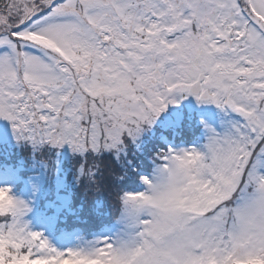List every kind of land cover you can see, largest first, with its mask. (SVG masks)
<instances>
[{
  "label": "snow or ice",
  "instance_id": "snow-or-ice-1",
  "mask_svg": "<svg viewBox=\"0 0 264 264\" xmlns=\"http://www.w3.org/2000/svg\"><path fill=\"white\" fill-rule=\"evenodd\" d=\"M0 119V264H264V0H0Z\"/></svg>",
  "mask_w": 264,
  "mask_h": 264
},
{
  "label": "trees",
  "instance_id": "trees-1",
  "mask_svg": "<svg viewBox=\"0 0 264 264\" xmlns=\"http://www.w3.org/2000/svg\"><path fill=\"white\" fill-rule=\"evenodd\" d=\"M28 150L29 149H27L25 147L9 148L8 146H1L0 147V157H6V155L9 154V155H7L8 158L12 157L11 159L16 160L15 156L17 153H21L22 151H24L23 155H25L28 152ZM60 155L64 159V171L61 172V177L66 179L69 183H71L73 177H72V170H71L70 164H69L70 158L66 157V155L64 153H60ZM111 159H112V157L109 158V160H111ZM135 162L137 164L141 165L142 167H144L145 169H147V162L144 158L136 160ZM138 186H139L138 182L135 184H132V185H126V187H135V188H137ZM73 191H74V195L76 197V200L79 201L82 198L83 189L82 188H76ZM98 196L100 199H102L105 202L106 211L111 213V215L108 217L107 224L110 225V224L116 223L118 221L119 212L117 210V207L114 206V198L112 196H110L107 191H103V192L99 193ZM92 197H93V194L90 192L89 193V200H91ZM115 209H116L117 213H115Z\"/></svg>",
  "mask_w": 264,
  "mask_h": 264
},
{
  "label": "rangeland",
  "instance_id": "rangeland-1",
  "mask_svg": "<svg viewBox=\"0 0 264 264\" xmlns=\"http://www.w3.org/2000/svg\"><path fill=\"white\" fill-rule=\"evenodd\" d=\"M194 103V101H193ZM209 110L211 111H216L214 106H208ZM0 137L3 138V143H0V147L1 146H6V145H20L16 142L15 138H14V134L12 132V126L10 124V122L5 121L0 119ZM59 152H68L71 154L70 149L68 148V146H64L62 149L58 150ZM9 155V154H7ZM6 155V157H7ZM22 153H17L15 156V159L18 160L22 157ZM111 156L109 154H105L103 157H101V160L103 161H108L109 158ZM10 159L12 157H9ZM33 227L35 230H41V225L39 223H35L33 224ZM122 230L120 231H114V232H103L101 235H109V236H117L119 234H121ZM47 235H49L50 240L52 241V243L57 246V247H67V246H77L79 244L84 243V241H80L78 239H70V240H66V239H60L55 237L52 233H46ZM86 240V239H85ZM86 241H92V240H86Z\"/></svg>",
  "mask_w": 264,
  "mask_h": 264
}]
</instances>
